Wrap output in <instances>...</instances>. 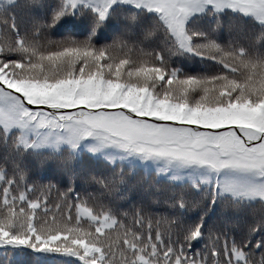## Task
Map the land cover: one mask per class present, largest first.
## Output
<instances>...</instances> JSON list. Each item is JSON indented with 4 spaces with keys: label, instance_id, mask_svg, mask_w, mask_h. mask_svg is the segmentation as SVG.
Segmentation results:
<instances>
[{
    "label": "snow or ice",
    "instance_id": "snow-or-ice-1",
    "mask_svg": "<svg viewBox=\"0 0 264 264\" xmlns=\"http://www.w3.org/2000/svg\"><path fill=\"white\" fill-rule=\"evenodd\" d=\"M40 3L29 0V6ZM117 4L157 13L159 22L143 39L162 32L167 46L145 50L128 38L130 29L97 46L93 37ZM89 8L95 19L87 38L47 35L63 16L84 15ZM226 10L253 17L260 31L246 43L219 42ZM201 13L215 16V27L190 33L188 21ZM126 19L135 23L136 12ZM10 27L15 36L0 35V125L6 130H45L71 149L91 138L93 151L112 148L143 161L204 169L212 203L231 193L258 199L264 208V0H60L50 23L36 20L34 30L23 34L14 23ZM195 37L202 41L194 44ZM182 52L213 60L223 70L183 74L170 63ZM14 53L20 58L11 59ZM193 93H199L195 100ZM17 143L33 146L23 137ZM13 164L11 175L0 168V246L75 257L80 264H264V237L249 248L264 220L250 226L245 239L209 228L205 249L194 251L193 241L205 236L202 220L187 226L180 214L120 206L127 198L119 195L126 183L123 169L85 178V165L77 167L69 150L57 158L58 172L67 178L60 184L30 180L28 170ZM79 179L98 191L79 190ZM172 195L163 202L169 208L202 205L183 192Z\"/></svg>",
    "mask_w": 264,
    "mask_h": 264
},
{
    "label": "trees",
    "instance_id": "trees-1",
    "mask_svg": "<svg viewBox=\"0 0 264 264\" xmlns=\"http://www.w3.org/2000/svg\"><path fill=\"white\" fill-rule=\"evenodd\" d=\"M95 2L102 5L103 1ZM60 0H41L38 6H29V0H15L13 5L7 1L0 2V35L7 38L15 36L10 27L12 23L19 29V33L34 30L33 24L36 20L43 23H50L51 17ZM129 12H136L137 20L133 23L126 19ZM95 14L92 9L86 10L84 15L79 11L75 15H65L59 22L46 30L47 35L52 40H63L73 38L83 40L91 35L94 26ZM223 27L219 30L218 40L227 43L229 39L239 40L246 43L248 37L260 31L259 23L250 16L226 10L221 17ZM159 22V16L154 11L147 9H136L131 5H114L110 10V15L104 21L93 42L97 46H103L113 41L116 36L125 34L126 30H131L132 35L128 37L131 41H141V46L148 51L164 49L168 41L164 34L158 33L155 37L144 40L147 30L151 29L155 23ZM217 21L215 16L207 13L196 14L190 18L187 28L190 33L204 32L211 33ZM202 37H195L193 43H199ZM11 59H19V54H12ZM171 67L178 69L187 75L212 76L220 73L222 66L213 60L196 56L190 52H182L171 57ZM199 93H193L195 100ZM25 138L32 147H23L17 141ZM70 148L42 149L35 146L32 138L17 130L6 131L0 126V168L11 175L16 170L13 162H18L20 167L28 170L30 180H40L43 183L49 181L66 184L67 178L61 177L58 172L57 158L60 155H67ZM71 152L76 157L77 167L85 165L83 176L89 174L97 176H107L119 172L121 169L127 174L126 183L122 187L120 196L127 197L121 200L120 206L128 208L133 204L144 206L157 213H167L169 215L180 214L183 222L187 226H192L203 221L202 231L205 236L193 241V250L202 251L208 241L206 239L209 228L213 231L226 234L236 239H245L248 236L249 227L256 225L260 220H264V208L261 201L243 202L233 204L229 193H225L221 198L212 203L210 195L211 187L208 183L182 181L177 182L168 176H160L156 171L147 169L135 161L115 160L108 161L101 156H94L86 150ZM23 153L21 156L20 154ZM43 162V164H42ZM194 186H199L198 188ZM77 187L83 191H98L96 184H86L83 179L77 180ZM183 192L186 196L202 201V205L192 210H177L169 208L163 202L166 199H175L172 193ZM130 193V195H129ZM55 195V193H53ZM107 199V198H106ZM154 200L160 201L153 204ZM232 202V203H231ZM238 205V207L236 206ZM264 237V230L255 232L252 236L251 248L256 241ZM260 249H257L259 253ZM0 264H80L75 257H63L52 253H40L30 248H13L12 246H0Z\"/></svg>",
    "mask_w": 264,
    "mask_h": 264
},
{
    "label": "rangeland",
    "instance_id": "rangeland-1",
    "mask_svg": "<svg viewBox=\"0 0 264 264\" xmlns=\"http://www.w3.org/2000/svg\"><path fill=\"white\" fill-rule=\"evenodd\" d=\"M5 2L7 0H0V2ZM97 1H103V0H97ZM121 5V4H120ZM4 127L3 125H0ZM5 129V127H4ZM6 130V129H5ZM17 130L18 132H22L23 134H26V136L29 138H32L33 143L38 148L42 149H60V148H70L71 146L62 139L52 137L49 135L45 130L40 129H25L20 128L18 126L11 127L7 129L6 131H12ZM96 145V142L89 138L88 140H85L79 144V146L75 149H71L74 152L79 150H86L92 153L94 156L98 157L101 156L105 158L108 161H115V160H126V161H135L138 162L141 166L156 171L160 176H168L171 179L182 182L185 180L196 182L199 180L202 183H206V179L208 178L209 174L204 169H193V168H181V167H174L168 164H165L162 161H143L139 157L135 156H127L124 153L120 152L119 150L108 148V149H97L96 151H93V147ZM231 196V193H229ZM231 199L233 200V204H237L240 201L243 202H254V201H260L258 199H237L231 196ZM232 203V202H231Z\"/></svg>",
    "mask_w": 264,
    "mask_h": 264
}]
</instances>
